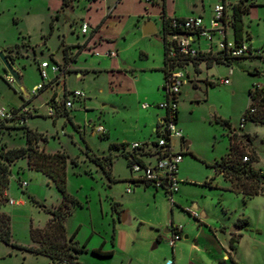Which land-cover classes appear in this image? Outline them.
<instances>
[{
    "label": "rangeland",
    "instance_id": "1",
    "mask_svg": "<svg viewBox=\"0 0 264 264\" xmlns=\"http://www.w3.org/2000/svg\"><path fill=\"white\" fill-rule=\"evenodd\" d=\"M57 1L1 0L0 51L6 44L14 42L27 47H21L15 59L20 71V86L5 79L8 73L0 61V108L10 110L21 105L31 108L25 126L41 134L42 138L46 137L32 145L42 153L63 152L67 155L64 168L66 191L81 203L65 221L67 237L75 234L81 245L87 241L86 248L102 244L104 250L114 249L111 244V202L120 203L122 210H129L132 218L135 214L131 225L121 226L136 241L135 249L129 255L133 256L130 263L118 252L112 256H99L92 253V249L78 252L77 260L82 264H162L172 255L167 242L169 235L164 232L167 221L173 220L174 224L182 225L192 234L197 223L182 209L192 208L194 202L208 217L197 220L207 222L217 232L223 223L227 230L232 226L230 222L247 216L248 228L254 232L258 227L262 232L257 237L251 236L257 240V249H252L255 241L246 237L236 245L233 254L236 253L244 264H264V195L245 197L232 191L229 180L211 166L227 153L231 132L235 129L233 139L238 150L241 154L253 153L256 160L251 165L264 172V123L248 120L243 128L239 124L250 103L249 90L255 84L264 83V63L252 58L235 59L229 65L202 62L196 76L191 64L183 67L195 81L185 84L177 95L176 126L181 129L186 142L177 140L174 150L184 153L178 166L179 188L184 194H174L176 205L172 216L168 199L162 198L161 203V194L154 199L148 192L155 190L152 186H134L135 190L142 191L139 195L125 191L127 179L131 176L127 159L120 149L109 148L110 143L120 142H126L127 146L133 142L152 146L158 138L155 129L160 119L166 116V111L156 106L166 99L162 67L164 38L168 40L169 36L163 31L160 17L164 11L162 0L156 4L127 0L129 6L105 18L100 33L103 40L97 38L101 46L96 47V42L83 45L87 37L78 32V25L104 18L105 15L100 16L99 7H89V0H73L74 11L70 5L60 9L58 27L49 33L48 24L54 14L50 10ZM219 1L166 0V11L169 16L175 11L184 15L202 14L207 20L209 11ZM255 2L256 5L249 7L243 15L242 34L249 38L246 41L253 47H260L264 45V0ZM147 20L155 24L158 36L142 35L141 27ZM44 39H47L46 45ZM62 41L70 48L71 69L65 76V84L62 81L49 84L41 78L38 64L42 60L52 61L49 51L55 53L57 61L63 62L65 44L61 46ZM77 45L83 48L82 51ZM106 50H117L118 56H104ZM229 67L232 68L230 73ZM224 78L228 79L227 84L222 82ZM42 82L46 86L33 94L32 86ZM65 87L69 91L79 90L81 96L72 100L68 116L63 111L49 116L52 94L56 91V99L61 105ZM67 96L71 98L69 94ZM143 104L149 105L148 108L142 107ZM222 120H226L230 128L222 124ZM98 125L104 128L105 134L95 130ZM1 145L5 148L24 146L23 128L13 121L2 122ZM108 152L112 155L111 177L91 159ZM38 153L31 154V159H35ZM8 169L10 179L5 193L14 200H25L23 205L5 206L11 219V240L17 245L31 246L34 243L30 229L43 230L46 227L50 214L45 208L57 206L61 193L48 174L29 167L26 156L9 164ZM22 181L26 182L24 186H20ZM143 188L147 191L143 192ZM158 191L164 193L161 188ZM29 195L42 206L30 201ZM0 203L3 207L6 199H1ZM42 235V231L36 232L34 237L40 240ZM187 241L181 238L176 242V256L181 254L188 259ZM0 264L58 263L45 255L0 241ZM204 264L212 263L205 259Z\"/></svg>",
    "mask_w": 264,
    "mask_h": 264
},
{
    "label": "built area",
    "instance_id": "2",
    "mask_svg": "<svg viewBox=\"0 0 264 264\" xmlns=\"http://www.w3.org/2000/svg\"><path fill=\"white\" fill-rule=\"evenodd\" d=\"M154 3L160 0H146ZM255 0H220L214 5L211 16L205 20L200 15H190L186 17H167L161 16L162 21L167 22V29L169 39L167 41V57L173 62L174 67L170 68L166 73L164 79L163 89L165 91L166 99L156 104L158 108L166 111V116L160 119V131H164L168 137L170 146L166 147L167 140L164 136H159L154 145L150 146L148 143L133 142L126 147V152L130 153L131 163L129 169L131 177L127 179L128 185L125 189L127 193L133 192L134 185L144 184L152 186L156 189H162L168 201L173 204L172 194L178 191L180 178L178 177V166L183 157L182 151L174 150L177 140L183 139L182 131L177 128L175 120L177 113V95L181 93L182 87L193 81L191 75L183 70V67L191 64L186 63V59L198 55H207L208 53H215L216 51H224L231 57H250L258 59L264 63V45L260 47H253L250 42H247L248 37L235 39L230 34V27L228 24V8L236 3H243L248 5ZM80 33L83 35L90 31V25L87 21H83L79 25ZM107 57H114L117 55L115 51H108L103 54ZM179 64V66H178ZM68 68L60 64H50L48 61H42L39 64V72L41 78L45 81L48 79V71L56 77H64ZM231 69H229V73ZM5 79L10 83L13 78L6 74ZM227 84V78L222 80ZM41 84L34 86L32 93H36L41 88ZM252 94L257 99L264 98V83L255 84L253 89H250ZM69 96H66L63 102L64 107L70 108L72 100L79 98L81 92L79 90L69 91ZM255 102V101H254ZM149 105L143 104L142 107L148 108ZM256 107L248 105L249 113H253ZM32 111L26 106L18 108L17 114L25 115V113ZM14 108L5 110L0 108V118H8L14 115ZM54 113L52 105H48V114L51 116ZM16 114V113H15ZM245 116L242 115L239 122L240 128L245 124ZM26 119L20 118V123H25ZM163 127V129H162ZM95 130L101 134L105 133L101 125L95 127ZM171 141V143H170ZM152 158V160H147ZM248 160V154L242 157V161ZM26 184L21 182V186ZM10 205L21 204V201L9 198ZM184 210L193 218L199 219V214L196 210L186 207ZM183 226L180 224H171V230L167 242L170 248H173L178 240L182 238ZM164 264H175L173 259H167Z\"/></svg>",
    "mask_w": 264,
    "mask_h": 264
},
{
    "label": "trees",
    "instance_id": "3",
    "mask_svg": "<svg viewBox=\"0 0 264 264\" xmlns=\"http://www.w3.org/2000/svg\"><path fill=\"white\" fill-rule=\"evenodd\" d=\"M67 3V0H62V8L66 6ZM253 5H256L255 1L250 2L248 5H244L243 3L239 2L234 5H231L228 8V24L235 39H241L243 29V15L246 11H248L249 7ZM163 31L165 35L169 33L166 21H163ZM21 47L27 46L23 44H14L12 46L6 47L3 50L9 55H12L13 53L19 54L21 52ZM167 49L168 44L166 39L164 38V65L162 67L164 79L168 70L174 67L175 65L167 57ZM240 58L250 57H231L224 53V51H216L215 53H208L207 55L189 57L186 59V63L190 62L193 66H195V68L202 61L205 62L207 65H211L212 63H226L227 65H229L233 60ZM40 84L42 86L40 89H42L45 86L44 82ZM67 94H69V91H65L64 101L66 99ZM249 97V106L254 105L256 109L253 113H249L248 107L244 110L242 115L246 118L245 123L248 120H252L257 123H264V98L257 99L256 96L252 94L251 90H249ZM63 102L60 105L55 99H50L49 105L51 103L52 107L54 108V113L51 116L57 115L62 111L68 116L67 109L66 107H64ZM17 111L18 108H14V112L16 114L14 113V115L8 118H0V125L2 124V122L13 121L14 124H16L17 126H21L23 128L25 137L24 146L10 148H5L3 145L0 146V200L3 198L6 199V204L3 207L0 203V208H3V211L0 212V241H3L6 244H10L14 247H18L25 251L32 252L34 254L45 255L58 264H82L77 260V254L78 252L83 251L85 249V245H78V243L74 240L75 234H72L71 236L67 237L65 229L66 219L76 206L81 205V203L77 199L68 194L66 191L64 168L67 155L63 152L42 153L41 150L37 151V147L32 144L37 143L39 139H46V137L42 138L41 134H38L35 131L27 128L25 126V123H20V118L26 119V117L31 114V111L25 113V115H22L20 113L17 114ZM175 120H177V113ZM221 122L222 124H225L230 128V124L226 120H222ZM160 125L161 124L159 123L155 129L156 134L158 137L164 136L167 140L165 146L169 147L170 144L168 141V137L166 136L164 131H160ZM231 133V140L229 142L227 153L222 156L219 160H216L215 163L211 166L214 167V171L216 173L222 174L224 178L229 180L231 185L230 188L232 191L236 193H241L245 197L264 194V172L261 170H256L251 165V162L256 160L255 155L253 153H246L248 154V160L242 161V157L245 154H241V152L238 150L237 143L233 139V137L236 135L235 131ZM154 143L155 142H153V145ZM126 147L127 143L125 142L109 144L110 149H120L122 151L123 155L127 159L129 167L131 159L130 153L126 152L125 150ZM37 152L39 153L36 155V158L32 160L31 154H36ZM25 156L27 158V164L29 165V167H35L36 169L48 174L54 181L55 186L57 187L59 192L61 193V201L57 206L53 208H45V210L50 214V218L46 227L43 228V230L37 228L30 229V236L34 243V245L31 246L17 245L11 240V219L10 215L5 210V206L9 204V197L5 193L8 188L10 179V171L8 169V165L14 162L16 159ZM91 159L97 166L102 169V171L107 176L111 177L112 155L110 152H108L104 156H92ZM28 198L33 203L42 206V204L38 200H36L32 195H29ZM111 206L117 212V214H120V212L122 211V209H118L120 204L116 201H112ZM41 231L43 234L42 238H40V240L35 239V233H41ZM233 242H235V240ZM230 246L232 247L233 244H231ZM91 252L99 256L111 255V251L103 252L98 248L92 249Z\"/></svg>",
    "mask_w": 264,
    "mask_h": 264
},
{
    "label": "crops",
    "instance_id": "4",
    "mask_svg": "<svg viewBox=\"0 0 264 264\" xmlns=\"http://www.w3.org/2000/svg\"><path fill=\"white\" fill-rule=\"evenodd\" d=\"M129 1H131V0H129ZM142 1H144L146 3H150V2H147L146 0H142ZM0 2H1V0H0ZM67 2H68L67 5H70L71 9L73 10V6H74L73 0H67ZM158 2L159 1L154 2V3H150V4H156ZM128 3L129 2H127V0H89V2H88L89 7H91L93 5L98 6L99 9L101 10L100 16H104V15L105 16H104V18L100 19V21L99 20H95V21L93 20L92 22L90 20L87 21L89 23V25H90V31L88 33L84 34V36L87 37V40L84 42L83 45L85 46V45H88L90 42H94V43L96 42L95 47L96 46H101L99 41L97 42V38L100 41L103 40V38H102L100 33H101V27L103 25L102 23L104 22L105 18L107 16H109L110 14H112L114 11L129 6ZM162 3H163V7H164L163 10L164 11L162 12L163 14L161 16L165 15L167 17H171V16L186 17V16H190L191 15V14H188V15L178 14L175 11L173 15L169 16L167 14V11H166V0H162ZM60 9H62V0H58L56 3H54L52 8H51V10H50L54 14L51 15L50 21H49V24H48L49 33H53L54 32L55 26L58 27V23L60 21V14H59ZM212 10L209 11L208 18L211 16ZM55 16H57V17H55ZM200 16H202V14H200ZM202 17L204 18V16H202ZM14 21H16L15 18H14ZM147 21H149V20H147ZM50 25H51V30H50ZM78 32L80 33L79 25H78ZM242 33H243V29H242ZM80 34L83 35L82 33H80ZM230 34H232L231 30H230ZM241 38H243V34H241ZM46 41H47V39H44V44L45 45H46ZM62 43L65 44V46L63 47V50H64V60H63V62L57 61L56 60L57 58H55V56H54L55 53L51 52V51H49V55H50L52 61L51 62L48 61V60H42V61H48L50 64L57 63V64H60V65H63V66L65 65L68 68L67 73H69V71L71 69L70 65H71L73 59H72V56L69 54L70 48L69 49L67 48L68 44H66V42L62 41L61 42V46L64 45ZM14 44H17V42H14L13 44H6L5 48L9 47V46H12ZM78 46H79V51H82L83 48L80 45H77V47ZM5 48H1V50L4 51L3 49H5ZM110 51H115L117 53V50H110ZM106 52H108V51L106 50ZM5 53L8 54L7 52H5ZM117 56H118V53H117L116 56L109 57V58H115ZM202 62H200L197 65L196 68H195V66H193L191 64L193 66V71H194V74H195L194 76H196L198 74V72L200 71V64ZM38 67H39V64H38ZM229 69H231V71H232L231 67H229ZM256 72H258V71H256ZM67 73H66V75H67ZM48 75H49V77L46 80L47 83H49V84H53V83L59 84L62 81V83L65 84V76L66 75L64 77H61V76L56 77L50 71H48ZM191 77H192V79H194L193 76H191ZM194 81L195 80H193V82ZM38 84L39 83L34 84L32 86V89H33L34 86H36ZM44 85L46 86L45 83H44ZM39 90H41V89H39ZM39 90H37V91H39ZM65 91H69V90H67L66 87H65L63 89V92L65 93ZM56 97H57V93L55 91L52 94L51 98H53V99H55L57 101ZM20 107H22V105ZM29 109H31V108H29ZM66 109H67V112H68L69 108H66ZM31 113H32V111H31ZM29 115H31V114H29ZM25 124H26V122H25ZM233 131H235V129H233ZM182 135H183V139H181V142H186V140H184V134L183 133H182ZM176 144H177V141H176L175 145ZM180 147L182 148V146H180ZM185 147H187V144L185 145ZM39 148H42V147H39ZM124 179H126V178H124ZM138 185H144V184L141 183V184H138ZM138 185H134V186H138ZM134 186H133V188H134ZM144 186H146V185H144ZM135 189L136 188H134L133 192H131L129 194L134 193V195H136V194L139 195L142 192V191H137ZM143 189H144L143 192L147 191L146 188H143ZM154 189H155L154 191L150 190L148 192L149 193L151 192V194H153V198L154 199H156L158 194H161L160 202L162 203V201H161L162 198L166 197L164 195L165 193L159 192L158 189H156V188H154ZM179 192L182 193V195L184 194V192H182V189L178 187V191L175 192V193H177L179 195ZM175 193L172 194V199H173L174 203L173 204H171V203L169 204L170 212H171L172 216L174 214L173 213L174 212V209H173L174 205H176L175 204L176 202L174 200V194ZM258 195H264V194H258ZM8 196H9V193H8ZM18 201H21L20 205L25 204V200L22 199V198H19ZM113 201H115V200H113ZM191 206H192V209H194V207H197L198 210H200L198 205L196 203H194V202L191 204ZM120 208L122 209V206L118 207V209H120ZM182 210L184 212H186L184 210V208ZM198 210H196V211H198ZM110 211H111L112 224H113L112 225L113 226V237H112V240H111V244H112V247H114V249L111 248L110 250H104L102 248V244L99 247L92 246L91 248H86V246H85V249L86 250H88V249L91 250V249H97L98 248V249H100L103 252L111 251V255L110 256H112L116 252H118L120 254H123L124 257L127 258L128 263H130L132 261V259H133V256H129V255H130V253H133L132 251H133V249H135V246H136L135 237L129 231L124 229V227H121V226H123V224L119 221V215L120 214H117V212L112 208L111 204H110ZM129 213H130V211H129ZM132 214H133V212H132ZM200 215H202L203 217H201ZM134 216H135V214L133 215V218H132V215L130 213V224L129 225H131L132 222L135 220L136 216L135 217ZM199 216H200L201 219H207L208 218L207 214L203 210L199 211ZM195 221H196L195 223H197L198 227L196 228V230H192V234H189L187 230L185 231L184 227L182 229V238L188 239V241L186 243L187 247H188V251L186 253V255H187L186 258L188 257V259H185L181 254L176 256V254L174 252L175 245H174L173 248H170L171 249V254H172L171 258L173 259L175 264H204V260L205 259L210 260L212 264H244L243 261L241 260V258L237 257L236 253L233 254V252H235V250H236V245L243 238L248 237V238H251V239H253L255 241V245L253 246V248L251 246V248L252 249H257V240H256L255 237H251V236L253 235V236L257 237L260 233H262L261 231H259L258 227L255 228L254 232L252 231V229L248 228V225H250V222H249V218L247 216L238 217L237 220H235L233 222H230L229 225H232L230 227H238L239 228V230L236 231V232H230L229 231V229H230L229 226H227V227H229V229L225 230L224 229V227H225L224 223L222 225H220V228H219L220 232H217V229L212 227V226H210L209 224H207V222H201L202 220H197V219H195ZM118 224H120V225H118ZM171 224H174L173 220L167 221L166 228L164 229V232L167 233L168 235H169L170 230H171ZM201 224L203 226H201ZM206 227H207V229H206ZM66 236H68V235L66 234ZM189 237H190V239H189ZM74 240L78 243V245H81L80 241L76 239V236L74 237ZM234 240H235V242H233ZM86 242L87 241L84 242L85 245H87ZM231 244H233L232 247L230 246ZM227 245H228V248H227ZM165 261L162 262V264H164Z\"/></svg>",
    "mask_w": 264,
    "mask_h": 264
},
{
    "label": "water",
    "instance_id": "5",
    "mask_svg": "<svg viewBox=\"0 0 264 264\" xmlns=\"http://www.w3.org/2000/svg\"><path fill=\"white\" fill-rule=\"evenodd\" d=\"M142 35H157V29L155 27V24L151 21H145L141 27ZM18 56V54H6L4 51H0V61L2 63V66L4 70L13 78V81L17 85H21V78H20V71L15 63V58ZM195 210H198L197 207H194ZM203 217L202 215H200ZM119 221L124 225L130 224V213L128 210H122L119 215ZM238 227H230V232H236L238 231Z\"/></svg>",
    "mask_w": 264,
    "mask_h": 264
},
{
    "label": "flooded vegetation",
    "instance_id": "6",
    "mask_svg": "<svg viewBox=\"0 0 264 264\" xmlns=\"http://www.w3.org/2000/svg\"><path fill=\"white\" fill-rule=\"evenodd\" d=\"M13 54H15V53H13Z\"/></svg>",
    "mask_w": 264,
    "mask_h": 264
}]
</instances>
